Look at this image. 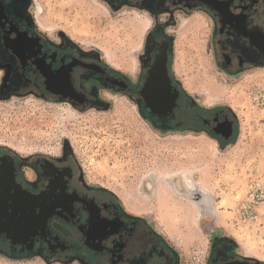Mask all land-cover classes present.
<instances>
[{
	"label": "flooded vegetation",
	"instance_id": "af4514ba",
	"mask_svg": "<svg viewBox=\"0 0 264 264\" xmlns=\"http://www.w3.org/2000/svg\"><path fill=\"white\" fill-rule=\"evenodd\" d=\"M96 1L109 12L148 16L138 73L115 68L64 30H50L36 0H0V102L102 109L120 93L136 103L154 132L232 141L235 112L228 103L210 106L192 94L176 69L174 32L183 18L201 14L218 68L231 76L264 69V0ZM0 256L51 264H180L164 232L92 182L67 144L55 157L0 147ZM233 261L264 264L222 238L206 264Z\"/></svg>",
	"mask_w": 264,
	"mask_h": 264
},
{
	"label": "rangeland",
	"instance_id": "374dc122",
	"mask_svg": "<svg viewBox=\"0 0 264 264\" xmlns=\"http://www.w3.org/2000/svg\"><path fill=\"white\" fill-rule=\"evenodd\" d=\"M38 3L51 30H64L82 47L98 50L115 68L132 76L138 73L136 60L149 18L148 27L139 34L135 12H109L96 0H36ZM95 3L102 11L96 10ZM185 19L188 22L182 25L180 21L174 32L176 63L196 98L206 100L210 106L231 105L238 122L232 141L222 145L213 138L188 137L167 142L170 134L154 132L133 100L113 93L108 97V106L102 109L80 110L68 103L42 106L30 99L22 107L0 102V147L22 155L55 157L67 144L92 182L115 193L124 209L146 217L164 232L178 249L180 264H206L211 246L221 238L231 242L239 254L264 260V69L226 74L214 63L206 20L197 13ZM103 48L114 52L110 59ZM129 54L135 57L134 66ZM212 86L223 88V93L209 98L202 89ZM162 154L181 163L191 157L195 179H199L202 168L209 166L216 211L214 215L204 213L197 221L196 233L171 232L169 221L159 211L152 189L154 181L147 175ZM175 182L182 185L179 191L186 192L179 177ZM141 192L150 195L147 203L139 198ZM125 203L139 211L130 210ZM0 264L51 263L0 256Z\"/></svg>",
	"mask_w": 264,
	"mask_h": 264
},
{
	"label": "bare ground",
	"instance_id": "6f19581e",
	"mask_svg": "<svg viewBox=\"0 0 264 264\" xmlns=\"http://www.w3.org/2000/svg\"><path fill=\"white\" fill-rule=\"evenodd\" d=\"M95 4L96 10L102 11L101 7L97 5V3ZM37 11L38 13H42V7L38 6ZM134 20L137 33L142 34L148 27L147 22L149 21L147 15L136 13ZM187 22L188 20L185 18L181 20L182 25H185ZM103 51L105 52V56L109 59L110 56L114 54V52L108 48H103ZM128 56L131 58L129 61H131L134 66V55L129 54ZM176 69H179L177 63ZM133 70L134 68L132 71ZM202 90L207 93L209 98L215 97L224 91L223 88L217 86L203 88ZM74 115H76V113H74ZM166 139L168 140L167 142L173 143L177 141L175 139L183 140L187 138L170 136ZM192 162L193 159H191V157H189L186 162L181 163L177 158L171 161L162 154L161 159L156 162L153 170L147 175L149 180L154 181V188L152 185L151 187L155 193L159 211L166 216L169 221L170 231L173 233L181 230H186L187 232L188 230H193L191 232L195 231L196 233V230H198L197 221L204 216V213L208 212L214 215L216 211L213 209L214 199L212 198L209 166L208 169L202 168V170H200L199 179H195V166ZM178 177L183 182L186 192L179 191L178 188L181 189L182 185L180 184L178 186L177 182L179 181L175 182V178ZM140 194L139 198L143 200L142 202L147 203L150 195L146 192H141ZM125 205L132 211H139L130 203H125Z\"/></svg>",
	"mask_w": 264,
	"mask_h": 264
},
{
	"label": "water",
	"instance_id": "95a60500",
	"mask_svg": "<svg viewBox=\"0 0 264 264\" xmlns=\"http://www.w3.org/2000/svg\"><path fill=\"white\" fill-rule=\"evenodd\" d=\"M169 109H172V108L169 107ZM153 111H157V110L153 108ZM225 264H249V263H247L245 261H233V262H229V263H225Z\"/></svg>",
	"mask_w": 264,
	"mask_h": 264
},
{
	"label": "trees",
	"instance_id": "16d2710c",
	"mask_svg": "<svg viewBox=\"0 0 264 264\" xmlns=\"http://www.w3.org/2000/svg\"><path fill=\"white\" fill-rule=\"evenodd\" d=\"M108 191H109V190H108ZM110 193H112V194L117 198V200H118L119 203H120V200H119L118 196H117L115 193H113V192H110Z\"/></svg>",
	"mask_w": 264,
	"mask_h": 264
},
{
	"label": "crops",
	"instance_id": "0c3cea01",
	"mask_svg": "<svg viewBox=\"0 0 264 264\" xmlns=\"http://www.w3.org/2000/svg\"><path fill=\"white\" fill-rule=\"evenodd\" d=\"M150 190H151V188L150 187H148Z\"/></svg>",
	"mask_w": 264,
	"mask_h": 264
}]
</instances>
